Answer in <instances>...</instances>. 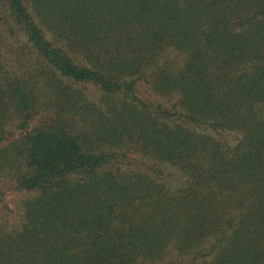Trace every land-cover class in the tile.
<instances>
[{
  "label": "trees",
  "instance_id": "trees-1",
  "mask_svg": "<svg viewBox=\"0 0 264 264\" xmlns=\"http://www.w3.org/2000/svg\"><path fill=\"white\" fill-rule=\"evenodd\" d=\"M0 264H264V0H0Z\"/></svg>",
  "mask_w": 264,
  "mask_h": 264
},
{
  "label": "rangeland",
  "instance_id": "rangeland-1",
  "mask_svg": "<svg viewBox=\"0 0 264 264\" xmlns=\"http://www.w3.org/2000/svg\"><path fill=\"white\" fill-rule=\"evenodd\" d=\"M166 174H168V176H169L168 181H169L170 183H172V184H176V183L179 181V177H178L177 174L174 175L173 173H171V171L167 172ZM13 199H14V198H13ZM19 199H20V198L18 197V200H19ZM11 200H12V198L7 202V203H9L8 205H10Z\"/></svg>",
  "mask_w": 264,
  "mask_h": 264
}]
</instances>
